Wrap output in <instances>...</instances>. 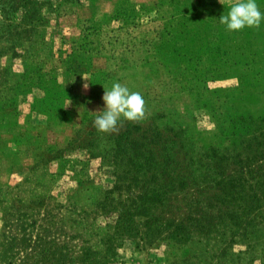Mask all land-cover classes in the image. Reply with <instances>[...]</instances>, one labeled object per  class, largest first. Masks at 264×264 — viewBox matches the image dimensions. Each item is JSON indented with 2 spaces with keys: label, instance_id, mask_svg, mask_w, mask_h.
Here are the masks:
<instances>
[{
  "label": "rangeland",
  "instance_id": "rangeland-1",
  "mask_svg": "<svg viewBox=\"0 0 264 264\" xmlns=\"http://www.w3.org/2000/svg\"><path fill=\"white\" fill-rule=\"evenodd\" d=\"M221 2L0 0V199H73L77 229L99 247L100 201L127 207L159 187L156 215L186 223L190 240L130 237L116 264H264V21L226 31L235 0ZM115 82L141 93L146 117L100 133ZM126 131L151 161L138 176L115 149Z\"/></svg>",
  "mask_w": 264,
  "mask_h": 264
},
{
  "label": "trees",
  "instance_id": "trees-1",
  "mask_svg": "<svg viewBox=\"0 0 264 264\" xmlns=\"http://www.w3.org/2000/svg\"><path fill=\"white\" fill-rule=\"evenodd\" d=\"M184 31L183 27L180 34L183 35ZM184 38L190 37L185 35ZM220 39L221 48L226 47L225 51L230 52V57H234L235 52L230 45L232 37L222 35ZM235 41L232 44L236 46ZM237 48L245 50L244 47ZM162 58L165 61L167 55ZM243 81V78L240 79V82ZM125 140L133 142V146H128ZM115 141V149L128 155L130 167L125 173L135 172L138 176L145 163L151 162L149 157L144 155L138 142L132 140L127 131L118 134ZM141 157H145L144 161ZM133 184L138 183L133 179L126 183L119 179L115 181V187L121 189H129ZM114 189L111 188L109 191ZM159 189V187L145 189L133 198L127 207L118 208L106 204L107 197L100 201V205H105L104 209L108 210L105 215L104 231L96 233L101 237L99 247L94 245L90 237L77 229L76 223L82 215L75 209V200L70 199L66 202L57 197L30 199L21 197L16 200L15 197L11 199L2 197L0 209L3 211L1 216L3 230L0 235V263L11 264L18 258L26 264H116L119 262V248L130 237H138L144 244H153L160 240L188 242L191 232L186 223L173 220L161 222L156 215L155 207L165 199L164 192ZM78 237H82L83 243L80 245L75 241Z\"/></svg>",
  "mask_w": 264,
  "mask_h": 264
},
{
  "label": "clouds",
  "instance_id": "clouds-1",
  "mask_svg": "<svg viewBox=\"0 0 264 264\" xmlns=\"http://www.w3.org/2000/svg\"><path fill=\"white\" fill-rule=\"evenodd\" d=\"M218 21L229 32H239L245 28L258 29L264 21V13L256 0H235ZM104 89L102 100L105 108L96 112L93 121V126L98 132L112 134L118 130L121 120L137 123L145 119L146 101L141 93L131 91L119 82L113 83L110 90L105 87Z\"/></svg>",
  "mask_w": 264,
  "mask_h": 264
}]
</instances>
